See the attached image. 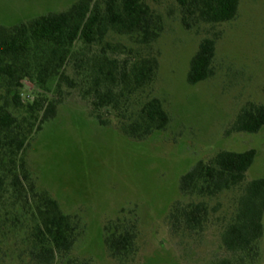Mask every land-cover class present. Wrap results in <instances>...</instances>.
Returning a JSON list of instances; mask_svg holds the SVG:
<instances>
[{"label": "rangeland", "instance_id": "1", "mask_svg": "<svg viewBox=\"0 0 264 264\" xmlns=\"http://www.w3.org/2000/svg\"><path fill=\"white\" fill-rule=\"evenodd\" d=\"M77 1L0 0V25L12 27L63 12ZM145 2L160 16L163 32L150 48L159 60L157 75L139 95L136 108L150 98L160 99L170 117L168 127L138 140L125 135L116 120L100 126L78 89L63 83L56 118L33 137L25 158L37 188L80 224L71 259L90 264H221L232 259L222 234L245 186L264 178V128L257 134L232 130L248 104L264 105V0H240L232 21L191 30L182 24L176 0ZM205 38L216 39L214 75L190 85L191 60ZM108 40L133 49L118 51L120 60L149 52L125 36L110 35ZM66 71L74 73L72 66ZM23 85L24 102L42 93L29 80ZM49 86L52 98L55 83ZM250 149L257 154L245 182L206 199L210 217L204 231L174 233L168 220L173 204L202 200L182 196L180 178L198 161L208 162L221 151ZM12 218L7 222L12 231L0 244V264H34L25 253L28 224L22 218L13 225ZM111 224L136 232L135 252L126 259L112 258L104 243V228ZM262 224L264 231V216ZM259 251L253 264H264V232Z\"/></svg>", "mask_w": 264, "mask_h": 264}, {"label": "trees", "instance_id": "2", "mask_svg": "<svg viewBox=\"0 0 264 264\" xmlns=\"http://www.w3.org/2000/svg\"><path fill=\"white\" fill-rule=\"evenodd\" d=\"M187 30L201 24L217 25L236 18L240 0H176ZM163 32V23L145 0H78L68 10L48 13L20 25H0V244L12 224L26 220L25 253L34 264H90L70 255L80 236V224L64 214L57 200L39 190L25 158L33 137L56 118L63 100V83L78 89L89 102L100 126L116 120L127 136L144 140L164 131L170 117L158 98L139 103V95L154 81L159 60L151 45ZM129 38L148 49L120 60V50H133L108 40ZM93 50H96L94 52ZM151 50V51H150ZM216 39L205 38L191 60L187 81L196 85L214 75ZM72 66V76L67 67ZM33 82L42 93L24 102L23 82ZM56 95L49 98V83ZM264 128V105L248 104L232 130L257 134ZM256 150L221 151L208 162L198 161L180 178L184 197L201 201L173 204L168 220L174 233L199 234L210 217L206 199L242 185L253 166ZM264 178L250 181L226 225L222 242L232 259L221 264H253L263 236ZM13 228V227H12ZM104 243L112 258L123 260L135 252L136 232L117 224L104 228Z\"/></svg>", "mask_w": 264, "mask_h": 264}]
</instances>
